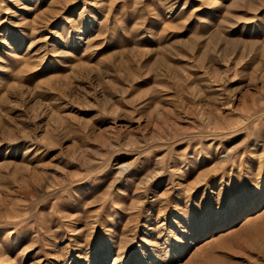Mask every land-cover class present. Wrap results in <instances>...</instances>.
<instances>
[{"label":"rangeland","instance_id":"rangeland-1","mask_svg":"<svg viewBox=\"0 0 264 264\" xmlns=\"http://www.w3.org/2000/svg\"><path fill=\"white\" fill-rule=\"evenodd\" d=\"M0 264H264V0H0Z\"/></svg>","mask_w":264,"mask_h":264}]
</instances>
